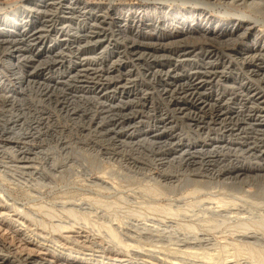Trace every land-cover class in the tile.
I'll list each match as a JSON object with an SVG mask.
<instances>
[{"label": "rangeland", "instance_id": "obj_1", "mask_svg": "<svg viewBox=\"0 0 264 264\" xmlns=\"http://www.w3.org/2000/svg\"><path fill=\"white\" fill-rule=\"evenodd\" d=\"M69 1L0 0V21L28 24L0 26V181L7 178L18 203L32 201L16 179L43 175L48 180L39 183L49 187L42 202L49 205L108 193L106 202L127 213L159 190L158 204L171 201L177 209L169 219L179 220L183 208L201 216L199 204L211 203L218 214L208 205V219L263 220L264 51L254 60L245 52L257 33L264 44V0H211L221 5L209 11L214 28L241 13L259 20L243 39L226 43L220 33L207 40L210 33L194 23L187 42L171 44L154 33L118 29L117 10L154 6L143 0H78L65 8ZM182 12L191 22L193 12ZM8 224L0 220L1 243L51 258L19 244Z\"/></svg>", "mask_w": 264, "mask_h": 264}, {"label": "bare ground", "instance_id": "obj_2", "mask_svg": "<svg viewBox=\"0 0 264 264\" xmlns=\"http://www.w3.org/2000/svg\"><path fill=\"white\" fill-rule=\"evenodd\" d=\"M143 1L146 2V5L151 4L154 6L151 8H142L138 12H134V7H125V13L122 8L117 10L116 14L120 20L117 25L118 29L124 32L131 30L137 33H154L157 38L164 39V42L168 44L181 43L182 41L187 42L185 40L191 38L189 32L194 28V23L197 24L196 28L199 31L204 34L210 33L207 36L204 35L207 40L216 41L219 37L217 34L222 33L223 40L226 43H233L245 38L250 29V25L259 22L255 16L241 13L234 20H231L229 24L219 25L216 23L217 27L214 28L212 24L215 22H213V18L209 15V11L217 10L221 5L211 0ZM78 2V0H71L66 3L65 8L72 9ZM28 4V6H31V3ZM84 6L87 7L86 4ZM173 6L175 8L169 9ZM184 9L185 12L187 9L189 12H193L191 14L192 16H188L191 22L186 19V15L184 16L182 12ZM1 10L3 9L1 8ZM11 21L12 23H10ZM26 25L28 24L24 22L20 24L18 21L14 22V19L11 20L8 18H3L0 21V26L3 28L13 27L16 29L18 26H22L23 28ZM259 34L257 33L254 37L253 44L255 46L253 49L248 50L246 48L247 51L245 52L246 56L253 60L257 52L261 53L264 51V44L258 45L259 43H257L261 39ZM174 35H181L182 38L171 40L170 38L174 37ZM160 45H163V43ZM249 52L251 55H247ZM15 129V127L10 128V130ZM0 176L4 177L2 174ZM21 179L27 183L33 181L35 184L30 183L29 186L28 184H22ZM16 180L19 186L22 185L24 189L26 188V193L32 201V204L18 203L17 200L19 199H16L12 195V192L10 193L5 187V183L3 182L7 181V178H4V181H0V220L13 223L6 225V228L10 231L13 238L18 240L19 244L33 245L37 250L48 252L51 258L37 257L33 252H22L20 249H14L12 245H5L0 242V253H2V255L0 254V264H264V214L262 215L263 217L261 216L263 220L258 222L247 219L236 221L212 220L213 218L211 217V219L206 218V212H209L210 208L208 205H211V203H207V208L204 207L205 205L199 204V201L195 202L199 204V212L202 215L204 214L203 216H199L195 210L183 208L185 207V203H189L187 201L181 207L186 213L176 212L175 217H179V220L175 218L173 220L169 219L167 215H173V212L177 209L175 210L172 207L173 205L171 203L173 202L171 201L170 204L167 203L168 206L160 205L161 203L158 204V198L156 196L159 197L162 195L158 190L154 192L155 194L150 201H142L143 204L141 205L146 204V206L140 208L130 207L131 209H127L129 216L126 212H121L120 204L116 205V202L114 204H108L106 202L105 199L108 193L106 195H100V193L98 194L96 192V197L87 196L81 199L62 198L63 200L59 199L60 202L57 200L55 202L52 201V204L49 205L42 202L44 192L49 186L39 183L41 180H48V177L43 175H38L37 177H34V175H22ZM49 180L52 182L53 177L49 178ZM99 180L104 185L108 184L105 176ZM78 190H81V188ZM108 191L110 190L108 189ZM224 194L225 196L227 195L226 192ZM221 196L216 197V199ZM197 199L195 198L194 200L196 201ZM206 199L207 197H205ZM182 200L184 199L182 198ZM194 200L192 201L194 202ZM201 200L204 201V199ZM209 200L211 201V199ZM222 200L221 202H223ZM103 205L107 207L103 209ZM141 205L139 204V206ZM177 206L180 207L178 204ZM189 207L192 208V205ZM106 208L108 209L106 210ZM217 208L218 206H212L211 209L216 217V214H218ZM247 210L249 211V209ZM155 211L156 213L157 211H161L162 213L160 212V214L163 215V212H165L166 216L163 218V215L161 216L158 213L161 217L157 218L161 219L152 217V215L158 216L154 215ZM244 211L246 210L244 209ZM190 212L194 216H197V219L191 216ZM237 212L240 211L237 210ZM229 215L232 216V213H229ZM131 217L136 218L133 219ZM180 217L182 218L180 219ZM239 218L241 219V217ZM87 251H90V253H86ZM3 253L14 255L15 261L6 258L5 256L7 254L4 256Z\"/></svg>", "mask_w": 264, "mask_h": 264}]
</instances>
